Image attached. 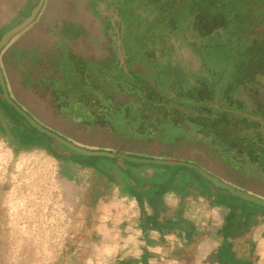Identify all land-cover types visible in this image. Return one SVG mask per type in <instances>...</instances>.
Listing matches in <instances>:
<instances>
[{
  "label": "crops",
  "instance_id": "obj_1",
  "mask_svg": "<svg viewBox=\"0 0 264 264\" xmlns=\"http://www.w3.org/2000/svg\"><path fill=\"white\" fill-rule=\"evenodd\" d=\"M90 2L104 20L109 2ZM69 54L72 56L47 59L55 77L42 79V83L36 79L40 77L36 68L46 59L1 56L9 88L11 72L21 77L20 90L24 92L45 91L49 86L45 80L55 83L52 89L49 87L56 98L50 108L64 122L63 129L41 121L17 100L43 125L90 149L191 162L264 198V151H248L238 163L232 156L205 155L196 146L206 141L194 136L182 146L176 129L180 121L176 107L138 103L117 91L105 100V83L99 78L101 68L96 64L88 69L85 63L97 62L102 56ZM107 57L118 60V56ZM181 60L174 56L171 65L162 70L193 68L201 63L195 56ZM66 62L69 77L61 70ZM134 67L132 63L129 69ZM59 71L69 79L59 77ZM177 86L172 84L165 93H175ZM160 121H167L166 125L159 126ZM78 130L81 136L75 133ZM58 161L71 172L76 184L81 180V171L89 169L71 161ZM231 162L235 164L232 168L224 164ZM124 169L140 177L153 173L149 166L124 165ZM89 170L86 185L75 192L62 239L45 264H264V210L249 219L248 211L232 212L216 205L214 195L200 193L191 183L185 192L167 191L159 202L150 204L146 198L123 192L114 182L96 178Z\"/></svg>",
  "mask_w": 264,
  "mask_h": 264
},
{
  "label": "rangeland",
  "instance_id": "obj_2",
  "mask_svg": "<svg viewBox=\"0 0 264 264\" xmlns=\"http://www.w3.org/2000/svg\"><path fill=\"white\" fill-rule=\"evenodd\" d=\"M128 1L132 10L140 2L138 6L152 3L156 8L162 7L167 12L165 18L159 17L155 22L147 23L145 15L130 12V5H127V14L131 19L128 28L132 30L127 29L125 33L122 31L121 37L125 40L128 53L133 56L132 63H141L148 69L157 67L150 55L153 50L148 49L166 38L165 33L173 31L175 34L184 32L190 40L204 47L210 67L219 66V58L226 49L214 33V28L222 19L216 1L210 0L213 4L197 1L196 5L198 3L201 7H195L193 12L185 10V0H122ZM225 1L228 6H233L230 1L239 4L232 12L240 17L245 16L243 21L246 22L241 23L242 20L239 19L241 29L235 30L239 31L236 47H240L246 39L250 44L263 43L264 0H223ZM88 2L89 0H45L37 21L16 36L1 56H36L46 59L36 68L40 75L36 79L41 83L42 79L55 77V71L49 70L50 64L47 62L50 56H72L69 54L71 51L76 56H102L97 62L85 63L88 69L94 68L96 64L101 68L99 78L105 83V100L120 90L136 92L140 101L144 102L151 94H162L168 100L172 97V92L166 94L164 91L166 79L173 80L174 85L177 81L185 85L188 79L209 78L207 71H197L191 67L161 70L159 74L149 69L146 77L119 70L116 60L107 57L114 53V24L104 21L97 12V7L92 8V3ZM114 6L115 2H109L105 9L113 11ZM178 6L180 9L175 12ZM19 8L20 0H0V27L10 22ZM111 16L106 14L107 18L113 20ZM127 37L130 38L129 45L126 43ZM156 51V56L161 61L162 54ZM163 56V59H170L176 55L169 53V57ZM68 64H61V70L69 77ZM58 76L69 79L63 77L60 71ZM9 81L11 93L18 101L25 103L31 113L45 123L64 128L62 119L51 113V102L56 99L51 89L55 83L45 80L44 84L49 85L45 91L30 89L24 92L20 90L21 77L16 72H11ZM138 87L144 94L140 93ZM146 88L149 92H146ZM120 95L135 98L131 93L121 92ZM45 102L48 105L43 104ZM79 132L75 133L80 135ZM90 175L91 171L84 168L80 173L81 180L76 184L75 180L64 175L61 163L47 150L18 148L9 137L0 133V264H45L62 239L63 226L73 206L75 192L82 190Z\"/></svg>",
  "mask_w": 264,
  "mask_h": 264
},
{
  "label": "flooded vegetation",
  "instance_id": "obj_3",
  "mask_svg": "<svg viewBox=\"0 0 264 264\" xmlns=\"http://www.w3.org/2000/svg\"><path fill=\"white\" fill-rule=\"evenodd\" d=\"M107 1L115 2L113 11L108 13L112 15L113 20L105 17L104 21L114 24L115 30L112 33L114 53L112 56H118L116 62L119 70L127 74L135 72L134 74L143 77H146L149 69L159 74L162 69H166L171 65L174 58V56H171L170 59H163V55L169 57L167 55L173 53L178 57V61L183 59L184 56H195L201 63L199 65L194 64L193 68L197 71L205 70L209 74V78L195 77L191 80L188 79L187 85L177 81V91L172 92V97L168 100L164 99L162 94L156 96L151 94L148 100L144 102L140 101V97L136 92L126 90L118 92L133 94L135 96L134 101L138 103L148 104L153 102L158 105L176 107L180 115V121L176 129L182 139V146L189 144L187 143L188 139L194 136L197 139L206 141L207 144L201 143V145L196 146V149L201 150L205 155L210 152L220 156H232L233 160L238 163V158L244 156L248 151L258 153L264 151V42L250 44L246 39L245 42L240 44L241 48L236 47L239 38V31H235L239 29L240 22L238 20H242L241 23L246 22L243 21L245 16L240 17L232 12L233 9L238 8L239 4L230 1L233 6H228L225 4L226 1L213 0V2H217L219 15L222 16L221 21L214 28V33L226 49L219 58L218 67H210L204 47L190 40L187 34L184 32L175 34L173 31H168L167 34L165 33L166 38L148 49V51L153 50L150 55L157 67L154 66L148 69L146 66L135 62L133 63L135 67L129 69L133 62V56L130 52L128 53L125 40L121 37L122 31L125 33L127 29L132 30L128 28L131 19L127 14V10L130 8V12L134 11L138 12L137 14L145 15V22L147 23L155 22V19L159 17L165 18L167 12L162 7L156 8L152 3L138 6L139 2L135 6V10H132L129 1ZM197 1L202 3L212 2L210 0H185L183 7L185 10L193 12L195 7H201L198 3L196 5ZM127 5H130L129 8H127ZM141 7L142 9H140ZM179 7H176L175 12L179 11ZM129 40L130 38L127 37L126 43ZM156 50L162 54L160 56L161 61L156 56L158 54ZM172 81L167 79L164 81L165 92L171 90L170 88L174 83ZM139 90L141 94H144L141 88ZM145 90L149 92L147 88ZM160 110L162 111V109ZM166 122L160 121L158 125L162 127L166 125ZM224 164L230 168L235 165L232 162Z\"/></svg>",
  "mask_w": 264,
  "mask_h": 264
},
{
  "label": "trees",
  "instance_id": "obj_4",
  "mask_svg": "<svg viewBox=\"0 0 264 264\" xmlns=\"http://www.w3.org/2000/svg\"><path fill=\"white\" fill-rule=\"evenodd\" d=\"M39 0H20L17 14L5 26L0 27V38L13 26L20 23L36 6ZM0 133L9 137L18 148H42L60 161H71L92 170V174L100 180L116 183L123 192L138 198H146L149 203L159 202L165 192H185L189 183L202 194L214 195V203L230 208L232 212L248 211L249 216L264 210V206L242 199L215 187L212 182L203 177L196 169L185 165L140 163L106 155H86L61 144L46 133L40 132L27 119L10 105L3 97L0 85ZM124 165L149 166L153 169L151 176H135L133 172L124 169ZM64 175L73 179V175L64 168ZM223 261V260H222Z\"/></svg>",
  "mask_w": 264,
  "mask_h": 264
},
{
  "label": "water",
  "instance_id": "obj_5",
  "mask_svg": "<svg viewBox=\"0 0 264 264\" xmlns=\"http://www.w3.org/2000/svg\"><path fill=\"white\" fill-rule=\"evenodd\" d=\"M44 4H45V0H39L36 6L32 8L30 14L25 19H23L20 23L13 26L12 28L8 29L0 38V85L2 88V92H3V97L6 99V101L10 105L14 107L15 110H17L21 115H23L32 126L37 128L40 132L46 133L47 135L53 137L58 142L68 146L72 150L78 151L86 155H106L110 157L118 156L124 160L138 162V163L142 162V163H157V164H170V165H185V166L192 167L196 169L203 177L210 180L215 187L222 188L224 190H227L228 192H230L231 194L235 196H238L242 199L252 201L256 204H260L264 206L263 197L255 195L243 189H240L220 179L219 177L213 175L212 173L208 172L206 169L200 167L197 164L187 162V161H182V160L173 161V160H165V159H157V158L136 157V156L123 154L120 152L118 153L111 152L109 150L90 149V148L80 145L79 143L73 140H70L60 135L58 132L43 125L34 116H32L27 111V109L17 101V99L14 97V95L10 91L7 78L5 76V73L1 65V53L12 42V40L16 36H18L20 33L28 29L37 20L39 14L41 13V10L44 7Z\"/></svg>",
  "mask_w": 264,
  "mask_h": 264
}]
</instances>
